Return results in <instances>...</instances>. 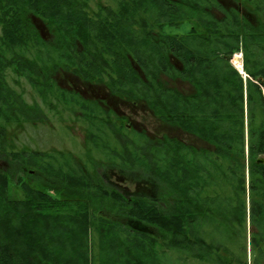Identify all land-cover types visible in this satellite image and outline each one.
Instances as JSON below:
<instances>
[{"label":"trees","instance_id":"obj_1","mask_svg":"<svg viewBox=\"0 0 264 264\" xmlns=\"http://www.w3.org/2000/svg\"><path fill=\"white\" fill-rule=\"evenodd\" d=\"M237 1L241 7L214 0H117L115 9L99 0L94 6L88 0H0V163H6L0 165V264H155L165 249L234 264L232 254L207 242L201 230L221 223L217 230L234 233L230 223L243 224L247 210L240 197L248 191L258 225L250 237L254 264H264V166L256 162L264 157V0ZM38 22L52 38L41 34ZM184 25H191L184 34L164 31ZM240 53L246 79L232 64ZM234 63L242 70L239 57ZM62 71L104 82L113 94L145 104L215 151L196 150L183 163L180 143L170 137L147 149L137 143L111 149L101 144L103 126L95 127L99 118L92 114H85L92 125L86 139L104 160L35 146L16 150L26 125L46 120L38 104L29 106L9 84L8 72L43 97L56 90V100L65 102L54 81ZM167 79L182 80L192 91ZM47 105L59 114L55 102ZM86 151L87 159L91 148ZM209 164L234 192L230 203L217 199L215 208L216 200L202 197L212 181ZM102 166L140 181L138 191L118 192L102 178L108 172H98Z\"/></svg>","mask_w":264,"mask_h":264},{"label":"rangeland","instance_id":"obj_2","mask_svg":"<svg viewBox=\"0 0 264 264\" xmlns=\"http://www.w3.org/2000/svg\"><path fill=\"white\" fill-rule=\"evenodd\" d=\"M98 1V0H97ZM103 5L108 6V4L112 5V7H116L117 0H99ZM90 6H94L96 3L95 1H89ZM116 9V8H115ZM222 17V16H218ZM39 27H41L42 31L46 34V37H48V33L44 30L43 24L38 22ZM190 26H184L182 27L181 32H187L189 30ZM172 32H178V31H171ZM49 39V37H48ZM30 57H32V51L30 52ZM235 56H242V54H237ZM234 56V57H235ZM234 57L232 59V64L236 66L234 63ZM74 75V74H73ZM72 74L67 73L65 71H62L60 73H57L55 76V85L60 87L64 86L68 89L74 88L78 89L80 91L83 90L87 91L89 90L88 87L84 86L81 81L74 77ZM244 78L246 79V74H243ZM16 80L19 82L16 84ZM8 82L9 84L18 91L19 94L22 95L24 101L29 106H34L35 104H38L40 106V113L45 118V123L40 125L30 126L26 125L27 129L24 130L25 134H20L18 136L17 140V147L16 150L22 149L23 147H34L36 150L40 151H50L52 149L64 151V152H73L78 158H81L86 161L91 160H104L106 159V155L99 152L95 149L94 146H88L84 142V134L82 132V128L85 127L87 124L84 122H80V119H75L74 114H69L68 112H64L63 105L58 104L55 102V106L58 107L59 115H55L48 109V102L53 101L55 99L58 100L59 94L54 90L49 96L43 97L38 90L28 82L25 78H18L15 74L8 72ZM59 84V85H58ZM180 89L188 90L189 86L185 84L179 85ZM92 89V88H90ZM98 89V88H97ZM95 89V93L97 95H100L99 91ZM47 98V99H45ZM54 103V101H53ZM122 110H124L128 115H130V123L132 127L139 133H144L147 138L150 139H157L162 138L166 136L170 137H176L181 138L184 136L182 131H180L178 128L175 127V125H168L163 120L155 116V114H152L144 105L137 104L136 106L129 107V106H121ZM75 110V108H74ZM76 120V121H75ZM99 126V124H96L95 127ZM69 127L72 128V130L68 129ZM90 127V125H89ZM92 128V127H90ZM94 128V126H93ZM95 129V128H94ZM146 140V138H144ZM186 141L188 143H194L199 146L200 149H210V143L207 141H199L195 138H187L185 137ZM150 142V141H149ZM115 144V143H114ZM113 144V145H114ZM91 148V153L88 155L86 159V148ZM60 156L56 155V158H59ZM60 160V159H59ZM61 161V160H60ZM1 167H6V163L2 161L0 163ZM103 168V169H102ZM98 169V172L100 174L107 173L108 177H112V179L115 178L117 181L118 175L121 176L120 183L122 185L127 186L131 191L134 190L135 185L134 183H125V181L128 180V178L131 175H128V173H122L120 172L119 168H111L106 166V171L104 167ZM209 169L212 171V181L211 184L206 187V191L202 194V197H210L213 198L215 203L213 204V207L215 208L217 205L220 204V202L217 203V199H229V203L231 201V197L234 196V192L232 191L231 185L228 184V182L224 179L220 171L216 170L214 166H211L209 164ZM113 172H110V171ZM248 174V173H247ZM140 175H143L141 173ZM124 176V178H123ZM128 177V178H125ZM114 180V181H115ZM246 182L249 181L248 175L246 176ZM247 191V190H246ZM131 193V192H129ZM254 194H251L249 191L246 193V196L241 194V201L245 203L246 201V210L244 214V222L241 226H238V224H231V226L234 227L235 232L233 233L232 230L230 232L223 228L219 230L216 229V226H220L221 223H213V225H207L204 226L201 230V235L205 238V240L209 243H214L217 245H220L221 248L224 249L223 253H231L232 255L229 256L231 259L234 257L235 263L234 264H254L255 260V252L251 250V231H255L256 228L253 226H258L256 223L253 224L252 217L250 213V202ZM235 200V199H234ZM227 201V200H226ZM263 202V201H261ZM231 206V205H230ZM228 208V207H227ZM260 222L263 224V219L260 220ZM244 226L245 230H244ZM252 226V227H251ZM221 227V226H220ZM232 234L234 236L232 237ZM246 248V250L244 249ZM188 251H186L185 254L180 253L179 251H172L167 250L163 252H158V258L155 260V264H217L216 262H207L195 259L191 256V254H187ZM239 263H238V262Z\"/></svg>","mask_w":264,"mask_h":264},{"label":"flooded vegetation","instance_id":"obj_3","mask_svg":"<svg viewBox=\"0 0 264 264\" xmlns=\"http://www.w3.org/2000/svg\"><path fill=\"white\" fill-rule=\"evenodd\" d=\"M214 1H215V3L216 2L221 3L224 7H230V6L241 7L242 6V3L240 1H237V0H214ZM117 5H118V3H117ZM184 26H186V25H184ZM184 26H182V27L184 28ZM182 27L166 28L164 31H165V33L170 34V30L171 31L175 30L178 32H172L171 34H184L185 32L182 33L181 30H179ZM39 29H40L41 34L45 38H47V39H48V37H49V39L52 38L48 29L45 26H44V30L48 33L47 34L48 37H46V34L42 31L41 27ZM235 57H241V56H235ZM235 57H234V59H235ZM241 65H242V70H240L238 67H236V68L239 70V72L241 74H244L243 64H241ZM73 76L77 77L84 86L88 87L89 90L83 92V90L80 91V90L74 89V88L68 89L64 86H60L61 91L66 93L65 97L67 100L65 102H61V101L59 102L56 99L53 101L57 102L60 105H63L65 113H67V112L69 114L72 113V115L74 114L75 119H77V120L80 119L81 120L80 122H84L87 124L85 127L82 128V132L84 134V142L86 144H88L87 139H86V134L88 133V130H91L90 127H92V125L87 120V117L85 116V114H92V115L98 116V118H99L98 123L100 126L101 125L103 126V127H101L102 129L100 130V140L102 141L101 144L104 146L107 145L108 147H112L111 149H114V148L118 149V148L123 147V146H128V147L132 148L134 146L133 143L140 144L145 149H147L150 147V145L157 144L158 139H164L165 138V137H162V138H157V139L152 140L150 138H147V136L144 133L137 132L132 127V125L130 123V115H128L124 110H122V107H121L122 105L132 107V105L136 106L137 104H140V105H144L152 114H154L145 104L136 103V102H134L132 100H128V99H123L119 95L113 94L111 92L110 88L104 82H95L93 80H84V79H82L76 75H73ZM168 81L172 85L175 84L178 87L180 84H185V85L189 86V89L188 90L182 89V90L186 91V92L192 91V90H190V89H192V88H190V85L188 83L182 81V80H177L176 82L170 81V80H168ZM90 88H92V89H90ZM95 89H97L99 91L100 95H97L95 93V91H94ZM72 93H75L79 96L77 101H74L72 99V96H71ZM263 95H264V92H263ZM90 105H92V106H90ZM74 108H75V110H74ZM81 109H83V111ZM91 109H93L94 111H91ZM58 115L59 114H57V116ZM83 119H86V120L84 121ZM165 123L168 125H171L167 122H165ZM89 125H90V127H89ZM176 128H178V127H176ZM68 129L72 130L71 127H69ZM178 129L180 131H182V133L184 135L182 137V139L179 137L178 138L170 137V136L169 137L170 138H176L179 141V143H180V156H181L180 158H181V162L184 163V160H186L187 157L193 158L196 155L195 151L200 150L198 145H196L194 143H188L186 141L185 137L195 138L199 141H202V140L199 139L190 130H187L184 128H178ZM120 130L121 131L123 130V132H121ZM166 137H168V136H166ZM144 138H146V140ZM134 141H136V142H134ZM191 149H193L194 151L192 152ZM207 150L215 151V148L213 145L210 144V149H207ZM261 158H264V157H261ZM261 158H259V159H261ZM258 160L256 161L257 164H261L264 166V164L258 163ZM245 164H246L245 165L246 176L248 175V177H249V168H250L249 167V161L247 160ZM117 175L119 178V179H117V181L115 180V178L112 179L113 176L112 177H105L104 174H102V178H105L106 180L109 179V181L114 184V187L118 190V192H121L123 190V192L125 194L128 193V196L133 195L135 192L138 191V189L140 187V185H139L140 181H138L136 179H132L131 176L129 178L125 177V178H128V180L125 181V183L132 182L135 185L134 190L131 191L127 186L122 185L120 183L121 176L119 174H117ZM185 178H186L185 177V171L184 172L182 171V182H184ZM183 187H184V185H183ZM129 192H131V193H129ZM184 193H185V191H184ZM182 197L184 198L183 192H182ZM105 216H106V214H105ZM110 218H114V216L110 215ZM131 226H132V224H131Z\"/></svg>","mask_w":264,"mask_h":264},{"label":"water","instance_id":"obj_4","mask_svg":"<svg viewBox=\"0 0 264 264\" xmlns=\"http://www.w3.org/2000/svg\"><path fill=\"white\" fill-rule=\"evenodd\" d=\"M239 59H240L241 64H243V59L241 57H239ZM258 163L264 164V158L259 159Z\"/></svg>","mask_w":264,"mask_h":264}]
</instances>
